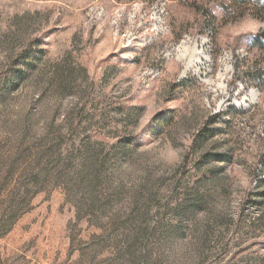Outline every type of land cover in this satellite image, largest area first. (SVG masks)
<instances>
[{"label":"rangeland","instance_id":"rangeland-1","mask_svg":"<svg viewBox=\"0 0 264 264\" xmlns=\"http://www.w3.org/2000/svg\"><path fill=\"white\" fill-rule=\"evenodd\" d=\"M263 3L0 0V264H264Z\"/></svg>","mask_w":264,"mask_h":264},{"label":"trees","instance_id":"trees-1","mask_svg":"<svg viewBox=\"0 0 264 264\" xmlns=\"http://www.w3.org/2000/svg\"><path fill=\"white\" fill-rule=\"evenodd\" d=\"M257 11V18L264 23V3ZM253 42L256 47L264 48V29L254 37ZM211 132L209 128L205 135H201L204 136L201 141L211 137ZM29 154L27 162L20 164L15 163L16 158L13 159L12 154L7 156L0 154V165L4 164L0 170V179L3 181L0 185V239L11 231L22 215L32 209L34 197L52 179L50 169L42 168L39 156ZM8 163H10L8 169H5ZM87 245L89 243L85 244Z\"/></svg>","mask_w":264,"mask_h":264}]
</instances>
